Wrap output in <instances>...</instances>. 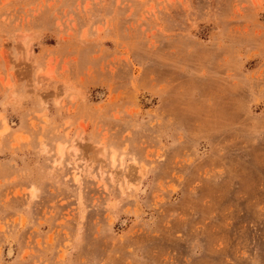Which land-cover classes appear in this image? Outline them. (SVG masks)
<instances>
[{"label": "rangeland", "instance_id": "374dc122", "mask_svg": "<svg viewBox=\"0 0 264 264\" xmlns=\"http://www.w3.org/2000/svg\"><path fill=\"white\" fill-rule=\"evenodd\" d=\"M0 264H264V0H0Z\"/></svg>", "mask_w": 264, "mask_h": 264}]
</instances>
